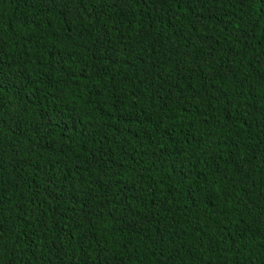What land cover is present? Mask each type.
<instances>
[{
	"label": "trees",
	"instance_id": "1",
	"mask_svg": "<svg viewBox=\"0 0 264 264\" xmlns=\"http://www.w3.org/2000/svg\"><path fill=\"white\" fill-rule=\"evenodd\" d=\"M0 264H264V0H0Z\"/></svg>",
	"mask_w": 264,
	"mask_h": 264
}]
</instances>
